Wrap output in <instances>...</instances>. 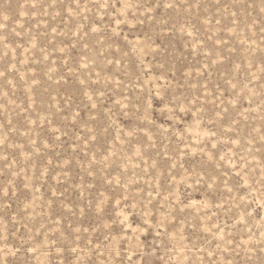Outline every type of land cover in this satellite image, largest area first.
I'll list each match as a JSON object with an SVG mask.
<instances>
[{"label":"rangeland","instance_id":"rangeland-1","mask_svg":"<svg viewBox=\"0 0 264 264\" xmlns=\"http://www.w3.org/2000/svg\"><path fill=\"white\" fill-rule=\"evenodd\" d=\"M0 264H264V0H0Z\"/></svg>","mask_w":264,"mask_h":264}]
</instances>
